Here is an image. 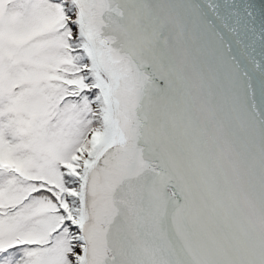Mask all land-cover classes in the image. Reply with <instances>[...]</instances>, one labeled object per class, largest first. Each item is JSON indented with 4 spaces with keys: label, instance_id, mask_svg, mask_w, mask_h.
I'll return each mask as SVG.
<instances>
[{
    "label": "snow or ice",
    "instance_id": "1",
    "mask_svg": "<svg viewBox=\"0 0 264 264\" xmlns=\"http://www.w3.org/2000/svg\"><path fill=\"white\" fill-rule=\"evenodd\" d=\"M0 264H264V0H0Z\"/></svg>",
    "mask_w": 264,
    "mask_h": 264
}]
</instances>
